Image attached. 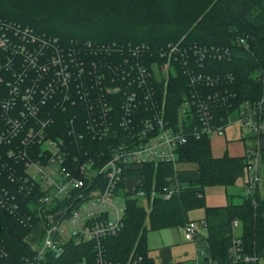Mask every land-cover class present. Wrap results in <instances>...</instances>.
Segmentation results:
<instances>
[{
    "label": "trees",
    "instance_id": "obj_1",
    "mask_svg": "<svg viewBox=\"0 0 264 264\" xmlns=\"http://www.w3.org/2000/svg\"><path fill=\"white\" fill-rule=\"evenodd\" d=\"M194 1L0 0V21L20 24L22 29L27 27L31 34L50 41L41 50H25L59 60L55 66L48 63L46 67L31 69L21 63L23 58L19 65L11 58L6 66L9 68L3 62L6 58L0 59V78L4 79L0 103L9 102L13 106L10 119H21L14 105L21 107V97L30 90L31 104L37 107L36 116L52 120L46 129L48 137L64 139L70 156L89 157L95 162L99 157L107 159L109 146L126 137L127 132L118 126L114 114L106 120L113 126L108 137L96 138L86 129L93 120L99 121L104 100L119 109L124 99L122 94L98 101L121 73L132 78L141 69L148 71L146 85L154 89L153 101L158 105L165 103L163 117L168 126L175 125L181 106L187 103V140L177 149V160L196 164L198 178L185 184L178 181L171 163L146 164L122 172L125 177L141 178L140 182L143 179L137 188L145 189L148 194L154 190L158 197L148 209L136 201H128L121 230L101 242L104 257L115 262H124L134 252L142 258V264H156L147 254V227L150 230L180 228L189 221L188 212L201 207L205 210L203 219L214 261H225L234 220L241 223L246 251L259 253L264 247V172L261 188L244 197L241 203L206 206L205 187L234 186L244 177L246 160L227 155L214 158L211 139L200 132L203 122L197 112L199 107L209 109L215 124L226 115L234 116V109L240 105L256 104L262 97L264 0H201L202 6L193 9ZM174 45L177 48L171 51ZM16 54L18 57L19 53ZM168 61V79L161 76L158 80L157 73ZM49 82L52 86L46 94H39ZM121 84L122 90L140 94L136 85ZM6 115L0 114V127ZM31 119L26 118L28 126L33 123ZM195 132L200 134L199 138ZM36 142L33 139L27 145L23 138L11 137L9 133L0 142V261L7 264L91 262L97 252L93 241L80 245L69 243L58 258L45 253L37 259V253L25 240L38 225L35 212L41 193L22 181L26 162L22 153L27 152L30 160L35 159ZM260 146L264 165V137ZM9 151L24 160L16 162L7 156ZM68 160L65 165L71 164ZM176 182L182 185L177 194L167 200L159 197L164 188H171ZM50 211L54 214L58 210Z\"/></svg>",
    "mask_w": 264,
    "mask_h": 264
},
{
    "label": "built area",
    "instance_id": "obj_2",
    "mask_svg": "<svg viewBox=\"0 0 264 264\" xmlns=\"http://www.w3.org/2000/svg\"><path fill=\"white\" fill-rule=\"evenodd\" d=\"M46 43L50 41L31 34L27 27L22 29L20 24L0 21V59L6 58L3 61L6 62L5 68H9L6 66L11 58L16 59L17 65L24 63L25 67L31 69L46 67L48 63L57 65L58 58L50 57L43 61L44 53L32 55L25 50L26 48L41 50ZM176 48V45L172 46L171 51ZM16 53H19L18 57ZM168 68L169 61L164 63L161 72L157 73L158 80L161 76L165 80L168 79ZM140 72L138 76L132 78L121 73L117 76L116 82L106 87L105 93L101 94L103 96L98 102L116 94H122L124 99L121 100L119 109L113 108L104 100L105 104L98 118L99 121L94 123L93 120L86 129L96 138L108 137L113 131V126L106 120L114 114V117H118V126L127 133L121 142H114L109 146L110 157L107 159L99 157L98 162L89 157L80 159L73 153L70 156L64 139L54 140L48 137L46 129L52 120L49 117L42 119L36 116L34 112L37 107L31 104L30 90H26L27 94L21 97V107L14 105L22 116L21 119H10L13 111L10 109L13 106L9 102L0 103V114H7L3 118V126L0 127V142L6 139L8 133L11 137L15 135L23 138L27 145L30 140L37 141L38 152L36 151L35 159L30 160L27 152L22 153L26 159L22 181L24 184L35 186L36 192L41 193L35 212L38 218L37 227L40 228L37 242L41 241V245L31 247L37 253V259L45 253L58 258L65 252L69 243L80 245L93 241L97 249L94 259L91 262L83 260L78 264H142V258L134 252H131L124 262L107 259L104 257L101 245L105 238L114 236L121 230L128 201H136L139 206H146L148 209L152 200L158 197L154 190L148 194L145 189L137 188L143 184V179L131 190H127L125 187L127 177L123 176L122 172L140 168L146 164L171 163L175 166L178 163L177 149L187 140L185 128L188 126V116L187 103L184 102L178 112L177 122L175 125L168 126L169 122L163 117L165 103L158 105L153 101L154 89L145 82L148 71L141 69ZM200 78V76L197 77L198 80ZM3 81L4 79L0 78V88ZM121 82L136 85L140 94L122 90ZM56 83H59L58 77H56ZM50 85L52 86L49 82L45 88L40 87L43 92L39 94L45 95ZM237 110L238 115L235 118L226 115L227 117L220 118L214 124L209 109L197 108L203 122L200 132L211 139L214 136L223 135L227 126L235 124L248 130V133L241 137L242 140H246L243 157L246 160V166L243 181L246 194L252 196L262 184L260 141L264 137V87L262 97L256 104L244 103ZM27 117L32 118L30 121L33 123L30 126L27 125ZM195 136L199 138L200 134L195 132ZM7 156L12 157L16 162L24 160L10 151ZM68 158L71 164L65 165ZM181 188L182 185L176 182L173 187L164 188L159 197L167 200L177 194ZM73 191L78 192L73 194ZM1 200L0 198V202ZM51 208H56L58 211L53 214L50 211ZM66 223L69 224V228ZM240 227L239 221H232L231 243L227 249L225 261H214L209 251L207 225L204 219L187 221L179 228L183 232L184 240L193 242L196 247L204 244L206 250L197 248L195 255L186 264H260L263 262L264 247L259 253L246 251L241 239L242 231L240 230L238 236L234 235L235 230ZM0 264L7 263L0 261Z\"/></svg>",
    "mask_w": 264,
    "mask_h": 264
},
{
    "label": "rangeland",
    "instance_id": "obj_3",
    "mask_svg": "<svg viewBox=\"0 0 264 264\" xmlns=\"http://www.w3.org/2000/svg\"><path fill=\"white\" fill-rule=\"evenodd\" d=\"M191 3H193L192 4L193 9H198L203 4L201 0H195L194 2ZM201 11L202 9L198 11V14L201 13ZM45 58H43L44 61ZM234 110L235 112L232 118H235L238 115V110L236 109ZM239 127L241 128V131ZM234 131H237L235 133V136H237L238 138L240 137L239 132H242L241 135H245L246 133H248L247 129L242 128L238 124H235V125L227 126L225 128L224 134L227 137H231ZM263 172H264V165L261 164V173L263 174ZM242 180L243 179L238 180L237 186L234 185L229 187H223V186L205 187L203 196L206 206H223L230 202H232L233 204L241 203L244 197H248L243 187ZM138 183H140L139 178L127 177V179L125 180V187L127 188V190H131ZM227 194L232 195V197L229 198ZM204 213L205 210L203 207H201L189 211L187 216L189 220L198 221L203 219ZM66 224L67 227L69 228V224L68 223ZM200 227L203 228L202 225H200ZM240 230L242 231V226L235 230L234 235L238 236L241 232ZM39 233H40V228L36 226L34 229L31 230L30 233H28V235H26L25 240L28 243V245H30L31 247H39L41 245V241L37 242ZM145 235H146L145 243H146L147 254L150 258L153 259V261L156 264H186L189 261V259H191L195 255L197 248L206 250L204 244H201L199 245V247H196L193 242L184 240L182 230L177 227H170L160 230H150L147 227ZM260 264H264V261L260 262Z\"/></svg>",
    "mask_w": 264,
    "mask_h": 264
},
{
    "label": "crops",
    "instance_id": "obj_4",
    "mask_svg": "<svg viewBox=\"0 0 264 264\" xmlns=\"http://www.w3.org/2000/svg\"><path fill=\"white\" fill-rule=\"evenodd\" d=\"M236 132L237 131H234L231 137H227L225 134H223L211 138L210 150L214 158H221L224 155H227L232 158L244 157V152H245L244 145L246 144V142L244 143L241 139L242 132H239L240 133L239 138L235 136ZM175 170L177 172V176H176L177 180L181 181L184 184L198 178L197 165L194 163H177L175 165ZM237 185H238V181L236 182L235 186ZM243 187L245 189L244 181H243Z\"/></svg>",
    "mask_w": 264,
    "mask_h": 264
},
{
    "label": "bare ground",
    "instance_id": "obj_5",
    "mask_svg": "<svg viewBox=\"0 0 264 264\" xmlns=\"http://www.w3.org/2000/svg\"><path fill=\"white\" fill-rule=\"evenodd\" d=\"M245 142H246V140H245ZM246 146V145H245Z\"/></svg>",
    "mask_w": 264,
    "mask_h": 264
},
{
    "label": "water",
    "instance_id": "obj_6",
    "mask_svg": "<svg viewBox=\"0 0 264 264\" xmlns=\"http://www.w3.org/2000/svg\"><path fill=\"white\" fill-rule=\"evenodd\" d=\"M54 218H56V216Z\"/></svg>",
    "mask_w": 264,
    "mask_h": 264
}]
</instances>
